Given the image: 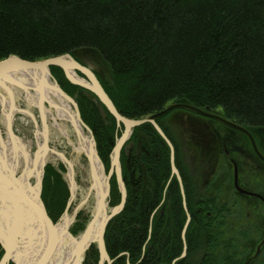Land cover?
<instances>
[{
    "label": "trees",
    "instance_id": "obj_1",
    "mask_svg": "<svg viewBox=\"0 0 264 264\" xmlns=\"http://www.w3.org/2000/svg\"><path fill=\"white\" fill-rule=\"evenodd\" d=\"M80 48L93 49L108 64L109 77L95 73L126 117L184 102L264 129V0H0V60H42ZM51 71L77 101L108 171L124 125L61 67ZM161 118L186 199L172 172L169 145L150 123L134 128L121 155L127 201L105 232L112 264H260V256L246 262L245 251L238 250L233 212L220 209L231 203L194 193L180 144ZM131 141L135 147L127 153ZM65 171L62 163L45 167L42 199L54 222L70 197ZM110 183L115 206L121 201L115 175ZM87 219L79 213L71 232H82ZM3 254L0 243V259ZM99 257L93 244L83 264H98Z\"/></svg>",
    "mask_w": 264,
    "mask_h": 264
},
{
    "label": "water",
    "instance_id": "obj_2",
    "mask_svg": "<svg viewBox=\"0 0 264 264\" xmlns=\"http://www.w3.org/2000/svg\"><path fill=\"white\" fill-rule=\"evenodd\" d=\"M77 50L80 51L81 49ZM51 66L61 67L69 81L95 94L99 101L104 104L109 112L116 118L118 125H124V130L121 136L117 138L110 155L111 163L110 169L105 176L106 183L100 187V196H95L94 198L95 203L91 218L85 229L76 235L71 232L70 226L75 220L78 210L74 217L70 218L66 226V231H61L59 229L61 221L70 217L68 209L76 196L77 182L75 179V167L71 159L68 158L65 153L50 146L48 123L49 109L47 110L46 106L51 105L47 97L51 89L54 91L56 90L63 100L74 107L73 114L76 119L72 121L71 124L74 126L78 137L80 135L79 132L83 130H87L90 134L93 142V152L91 156H87V158L91 175L95 177L93 168V159L95 157L100 159L105 172L106 168L99 155L93 131L83 121L77 101L61 87L52 74ZM29 71L34 76L33 79H31L33 82L32 86L17 80V77ZM19 89H22L25 92V98L38 108L43 130L39 129V122L33 111L29 108L17 105L16 94L22 95ZM5 93L9 96L11 103V107L8 111L5 109ZM34 99L37 100V102ZM0 100L4 106V113L6 116V131H2L0 126V243L4 249V255L0 260V264H8L10 261H14L16 264H52L54 257L59 253L62 255L64 249L69 245L71 249L68 257L59 264H83L86 254L93 244H96L99 250L100 257L98 264H112L113 259L109 255L106 247L105 232L110 221L124 209L127 201L128 191L123 178L121 155L134 128L150 123L157 129L169 145L171 150L172 172L180 181L181 190L185 197L183 179L175 162V146L157 122L159 117L173 109L180 108L190 110L247 134L256 153L264 159V155L259 150L254 135L248 128L209 109H203L189 103L175 102L158 112L142 118H129L124 116L117 109L95 71L77 60L72 53H64L42 60H27L17 55H10L0 60ZM52 107L61 108L62 106L56 103L55 106ZM16 113L28 115L35 123V134L38 138L36 141V149L33 154V161L35 162L38 161V159H42L38 171L35 169V164L32 163V166H29L31 152L28 150L26 142L15 133L13 126ZM256 130L261 132L262 129ZM9 142H13L17 147L14 146L11 150ZM49 152L59 156L66 165L68 169V184L71 193L65 212L56 222L50 217L42 199L43 178ZM21 164H23L22 168ZM113 175H115L117 179L121 193V201L119 204L111 207L110 180ZM33 177L36 178L35 183L32 182ZM104 187L105 190L103 191ZM89 194L88 192L78 209L89 200ZM185 207L186 210H188L186 202ZM190 221L191 215L188 213L187 223L183 230L184 239ZM64 235H68L71 241L65 242L67 244L63 247L62 241L66 239ZM186 254L187 246L185 242V248L181 257H185ZM30 255L32 256L29 259Z\"/></svg>",
    "mask_w": 264,
    "mask_h": 264
},
{
    "label": "rangeland",
    "instance_id": "obj_3",
    "mask_svg": "<svg viewBox=\"0 0 264 264\" xmlns=\"http://www.w3.org/2000/svg\"><path fill=\"white\" fill-rule=\"evenodd\" d=\"M80 49H79L80 51L75 50L73 53V55L77 58V60H79L80 62H83L85 65L92 68L95 72H97L99 75L103 76L104 78L109 77L107 76L109 73L108 66H107L108 64L98 54V52L90 48H80ZM19 90L22 92V95H19L18 93L16 94L17 105L20 107L29 108L31 111H33V113L36 115L37 120L39 122V129L43 130V125L40 121L38 108L35 105H32L25 98V92L22 89H19ZM93 99L96 100L95 97ZM35 101L37 102V100ZM9 102H10L9 96L6 94V103H9ZM46 107L48 110L49 106L47 105ZM5 108L8 109V106ZM72 109L74 110V107H72ZM175 114L176 113L174 111L172 115L170 114V112L163 115L161 118V122L164 126L169 127L170 131L176 138L177 142L180 144L182 157L184 161L183 163L184 167L186 168L187 174L192 178L194 188L196 187L195 189L196 192L194 193L199 196L201 195L202 196H215L218 199H220L219 202L222 204L226 202H229L232 205L236 204V206L235 205L231 206V204H229V207L233 212L231 215L232 217H234L232 222L236 223L235 225H233V227L235 228L237 232L236 237H237V241L239 242L237 244L238 250L241 249L245 251V255L244 254L243 255H244V260L246 262L251 261V257L255 255L257 246L259 245L261 239L264 236V207L263 205L259 206L260 205L259 202L253 201L252 199L246 196H242V195L237 196L236 190L234 189L232 185V178H233V165L232 164L227 163L222 166L219 163L216 155L207 157L208 153L202 152L204 148L202 147L196 148L192 145H189V146L187 145L186 141L184 140L185 132H184V123L182 119L181 118L179 120L175 119L173 121L172 119H169L170 117L171 118L174 117ZM48 123H49V131H50V146L52 148H55L56 150H59L65 153V155L68 158L75 160L74 167H75V179L77 182V192H76L75 198L71 202L70 207L68 209L70 218L74 217L77 210L78 212L75 217V220L72 222L70 226V229H72L79 213L83 212L84 215L88 216V219H87V223H88V221L91 218V214L93 212V206L95 203V199L93 197L90 198L80 209H78L79 205L86 198L88 189H89V176H88L89 161H88L87 156L84 153H82L81 155H77L72 147L70 139L71 141L77 142L78 134L74 126L71 124V122L60 121L63 128L66 130L65 134L62 133L57 127L54 126V119L51 118L49 113H48ZM0 126H1L2 131H6V116L4 113V106L2 105L1 100H0ZM13 127L15 130V133L18 136H20L25 142L31 141L32 143L31 153L33 155L36 149V141L38 138L35 134L36 126H35L34 121L28 115H25L22 113H16L15 118H14ZM251 130H255L256 134L259 133V131H257L256 129H251ZM85 133L88 136H90L87 130H85ZM239 133L241 135L243 134L241 131ZM134 147H135V143L131 141L130 143L126 145V152L130 153ZM218 151H219V148L217 149V152ZM60 163L64 164L62 160L59 158V156L53 153H50V152L48 153L47 164H52L56 168H59ZM64 166L66 167L65 164ZM22 167H23V164H21V168ZM207 167L209 169H207ZM108 171L106 170V173H108ZM245 171H247L246 168L243 169V172ZM63 176L68 183L67 167H66V171L63 173ZM220 176L223 177V180L219 179ZM246 176H247V172H246ZM254 177L259 178L264 183L263 173H255ZM35 179L36 178L34 177L32 178L33 183H35ZM207 180L208 182H206ZM249 180H250L249 177L244 178V182L248 186L250 184ZM185 199H186V196H185ZM186 206H187V202H186ZM185 240H186V236H185ZM262 252L263 254H261ZM257 257H259L258 262H260V264H264V246L260 254Z\"/></svg>",
    "mask_w": 264,
    "mask_h": 264
},
{
    "label": "flooded vegetation",
    "instance_id": "obj_4",
    "mask_svg": "<svg viewBox=\"0 0 264 264\" xmlns=\"http://www.w3.org/2000/svg\"><path fill=\"white\" fill-rule=\"evenodd\" d=\"M174 111L176 114L169 119H172V121L182 119L185 132L184 140L187 145L204 148L202 152L208 153L207 157L216 155L222 166L227 163L232 164V185L236 190L237 196H246L253 201L259 202V206L263 205L264 207V183L259 178L254 177L255 173H263L264 175V159L256 153L247 134L242 132L243 134L241 135L240 131L236 129L187 109H173L170 114L172 115ZM249 130L254 135L259 150L264 155V129L258 133L259 135L255 133V130ZM218 148L219 151L217 152ZM245 168L247 171L243 172ZM207 169L209 168L207 167ZM245 177L250 179L249 186L244 182ZM219 179L223 180V177L220 176ZM195 189L196 187L194 192H196ZM234 205L236 206V204H231V206ZM220 209L228 210L230 207L229 205H220ZM263 246L264 236L251 259L256 258L260 254ZM11 263L16 264L14 261H10L8 264Z\"/></svg>",
    "mask_w": 264,
    "mask_h": 264
},
{
    "label": "bare ground",
    "instance_id": "obj_5",
    "mask_svg": "<svg viewBox=\"0 0 264 264\" xmlns=\"http://www.w3.org/2000/svg\"><path fill=\"white\" fill-rule=\"evenodd\" d=\"M33 74L29 71L26 74L20 75L19 77H17V80L21 83H26L27 85H33V82L31 81V79H33ZM51 105L49 106V110L48 113L51 116L52 119H54V126L57 127L62 133H66V130L63 128L62 124L60 123V121H68V122H72L75 121V116L73 114L74 110L72 109V106L70 105V103H68L67 101L63 100L62 97L60 96V94L55 90H50L49 94L47 95ZM35 100V99H34ZM60 104L62 107L60 108H55L52 106H55V104ZM8 106V109H6V111L9 110V108L11 107V103H5V107ZM57 107V106H56ZM80 135L78 137L77 142L76 141H71L70 142L72 144V147L75 151V153L77 155H81L82 153H84L86 156H91L92 152H93V142L91 140V137L88 136L85 131L83 130L82 132H79ZM9 146L12 150V147L14 148V146L17 147L16 144H14L13 142H9ZM26 145L28 147V150H30V152H32V143L31 141H26ZM18 149V148H17ZM42 159H38V161H33V155L31 153V159L29 160V166H32V163L35 164V169L38 171L40 168V163H41ZM71 161L73 162V164L75 165V160L71 159ZM93 168L95 171V177H93L91 175V170H90V166L88 169V176H89V189L88 192L89 194V199L90 198H95V196L99 197L101 194V188L103 185H105L106 183V172L104 171V167L100 161V159L98 157H95L93 159ZM105 190V187L103 188V191ZM70 221V217L66 220L61 221V223L59 224V229L61 231H66L67 229V225ZM64 237L66 239H63L62 241V245L63 247L67 244L65 242L67 241H71L70 237L68 235H64ZM63 249V248H62ZM70 245L68 247H66L64 249L63 254L61 255L60 253L54 257L53 259V263L52 264H59L61 263L63 260H65L69 253H70ZM32 255L29 256V259L31 258ZM28 257V256H27ZM25 258V257H24Z\"/></svg>",
    "mask_w": 264,
    "mask_h": 264
}]
</instances>
